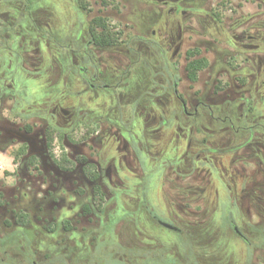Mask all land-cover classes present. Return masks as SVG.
Instances as JSON below:
<instances>
[{
  "label": "flooded vegetation",
  "instance_id": "1",
  "mask_svg": "<svg viewBox=\"0 0 264 264\" xmlns=\"http://www.w3.org/2000/svg\"><path fill=\"white\" fill-rule=\"evenodd\" d=\"M0 264H264V0H0Z\"/></svg>",
  "mask_w": 264,
  "mask_h": 264
}]
</instances>
